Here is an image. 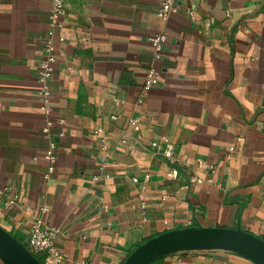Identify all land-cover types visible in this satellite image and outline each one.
I'll use <instances>...</instances> for the list:
<instances>
[{
	"label": "crops",
	"instance_id": "0c3cea01",
	"mask_svg": "<svg viewBox=\"0 0 264 264\" xmlns=\"http://www.w3.org/2000/svg\"><path fill=\"white\" fill-rule=\"evenodd\" d=\"M162 1L65 0L45 115L50 1L0 0V227L22 245L35 221L57 230L60 264H123L184 229L264 242V0H180L159 18ZM149 67L160 82L144 92ZM149 264L254 263L208 250Z\"/></svg>",
	"mask_w": 264,
	"mask_h": 264
},
{
	"label": "built area",
	"instance_id": "2783aa9c",
	"mask_svg": "<svg viewBox=\"0 0 264 264\" xmlns=\"http://www.w3.org/2000/svg\"><path fill=\"white\" fill-rule=\"evenodd\" d=\"M50 11L48 17L47 32L42 43V56L37 65L36 78L38 88L35 92V98L40 104V108L45 115L51 112L50 99L52 96L51 81L53 78V69L57 61L58 44L64 41L63 31L65 30V22L67 18V5L65 0H49ZM180 0H163L159 5L156 16L159 18H166L173 12L176 3ZM191 14V11H189ZM167 38L164 34H156L149 39L154 52L160 51L162 45ZM160 74L154 68L149 67L145 71V81L143 84V91L147 92L159 85ZM141 99L139 100V102ZM135 120H130V124H134ZM61 124V123H60ZM51 124L41 129V135H48ZM98 134H102V129H97ZM49 152L43 158L49 163L48 171L44 175L48 179L49 175L53 173L56 156L54 154L55 147L53 144L49 146ZM101 170V169H100ZM148 176H145L147 178ZM105 178H108L105 175ZM98 176L93 177V181H97ZM133 179V182H137ZM15 198L10 203H13ZM144 209V204L141 206ZM57 230L42 225L40 221L33 222L28 230L26 239V249L32 255L43 254L45 256V264H60L62 261V251L55 243Z\"/></svg>",
	"mask_w": 264,
	"mask_h": 264
},
{
	"label": "water",
	"instance_id": "95a60500",
	"mask_svg": "<svg viewBox=\"0 0 264 264\" xmlns=\"http://www.w3.org/2000/svg\"><path fill=\"white\" fill-rule=\"evenodd\" d=\"M230 251L264 264V242L239 229L201 228L171 231L146 241L123 264H149L153 260L187 251ZM0 260L3 264H40L29 251L0 227Z\"/></svg>",
	"mask_w": 264,
	"mask_h": 264
},
{
	"label": "trees",
	"instance_id": "16d2710c",
	"mask_svg": "<svg viewBox=\"0 0 264 264\" xmlns=\"http://www.w3.org/2000/svg\"><path fill=\"white\" fill-rule=\"evenodd\" d=\"M22 243V242H21ZM25 247H26V244H23ZM36 259H37V261L40 263V264H42V258L41 257H39V256H34Z\"/></svg>",
	"mask_w": 264,
	"mask_h": 264
}]
</instances>
